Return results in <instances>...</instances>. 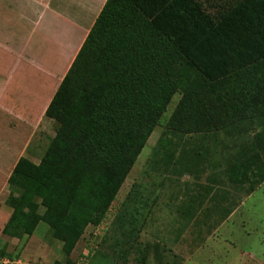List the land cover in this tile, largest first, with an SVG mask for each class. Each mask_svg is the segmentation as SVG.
Returning <instances> with one entry per match:
<instances>
[{"label": "trees", "instance_id": "obj_1", "mask_svg": "<svg viewBox=\"0 0 264 264\" xmlns=\"http://www.w3.org/2000/svg\"><path fill=\"white\" fill-rule=\"evenodd\" d=\"M175 94L152 170L169 168L168 133L264 127V0H107L45 111L48 149L37 165L19 159L7 180L2 233L19 240L43 222L68 257L105 219ZM259 147L227 168L230 183L252 191L263 181ZM178 167L198 168L195 158Z\"/></svg>", "mask_w": 264, "mask_h": 264}, {"label": "rangeland", "instance_id": "obj_2", "mask_svg": "<svg viewBox=\"0 0 264 264\" xmlns=\"http://www.w3.org/2000/svg\"><path fill=\"white\" fill-rule=\"evenodd\" d=\"M222 15L212 17L217 22ZM179 99L173 96L105 219L85 229L68 257L62 240L43 222L19 240L2 233L12 209L6 203L8 184L2 190L9 171L0 173V248L6 253L0 259L6 264H264V179L249 191L248 183L241 189L226 175L235 162L260 153L264 139L257 135H264V127L213 135L168 133L169 168L152 170L151 153ZM52 130L31 140L33 164L48 149L54 123ZM184 158L196 159L198 168L190 175L178 167ZM16 162L6 159L10 167Z\"/></svg>", "mask_w": 264, "mask_h": 264}, {"label": "crops", "instance_id": "obj_3", "mask_svg": "<svg viewBox=\"0 0 264 264\" xmlns=\"http://www.w3.org/2000/svg\"><path fill=\"white\" fill-rule=\"evenodd\" d=\"M106 1L0 0L2 190L16 165L6 159L30 160L31 140L52 134L45 111Z\"/></svg>", "mask_w": 264, "mask_h": 264}, {"label": "built area", "instance_id": "obj_4", "mask_svg": "<svg viewBox=\"0 0 264 264\" xmlns=\"http://www.w3.org/2000/svg\"><path fill=\"white\" fill-rule=\"evenodd\" d=\"M0 263H4L3 259H0ZM4 264H6V263H4Z\"/></svg>", "mask_w": 264, "mask_h": 264}]
</instances>
